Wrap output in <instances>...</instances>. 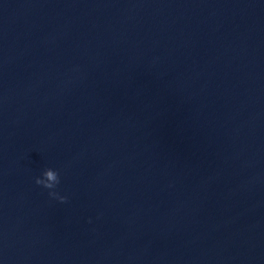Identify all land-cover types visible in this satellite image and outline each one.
I'll list each match as a JSON object with an SVG mask.
<instances>
[{"label": "water", "instance_id": "obj_1", "mask_svg": "<svg viewBox=\"0 0 264 264\" xmlns=\"http://www.w3.org/2000/svg\"><path fill=\"white\" fill-rule=\"evenodd\" d=\"M0 264H264V0H0Z\"/></svg>", "mask_w": 264, "mask_h": 264}, {"label": "clouds", "instance_id": "obj_2", "mask_svg": "<svg viewBox=\"0 0 264 264\" xmlns=\"http://www.w3.org/2000/svg\"><path fill=\"white\" fill-rule=\"evenodd\" d=\"M35 183L37 185H42L44 188L53 189L59 183L58 173L51 169L45 170L43 178H37ZM50 195L55 197L56 194L54 192H50ZM59 199L61 203L66 202V198L61 197Z\"/></svg>", "mask_w": 264, "mask_h": 264}]
</instances>
